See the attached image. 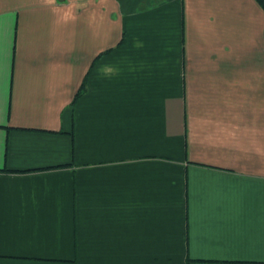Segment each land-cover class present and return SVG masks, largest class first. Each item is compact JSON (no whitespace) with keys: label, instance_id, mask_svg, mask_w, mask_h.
Segmentation results:
<instances>
[{"label":"crops","instance_id":"1","mask_svg":"<svg viewBox=\"0 0 264 264\" xmlns=\"http://www.w3.org/2000/svg\"><path fill=\"white\" fill-rule=\"evenodd\" d=\"M0 264H264L254 0H0Z\"/></svg>","mask_w":264,"mask_h":264},{"label":"trees","instance_id":"2","mask_svg":"<svg viewBox=\"0 0 264 264\" xmlns=\"http://www.w3.org/2000/svg\"><path fill=\"white\" fill-rule=\"evenodd\" d=\"M256 3H257V5L262 9V11L264 12V0H254ZM107 51H109V50H105L102 54H105V53H107ZM79 94V90H78V92L76 93V96Z\"/></svg>","mask_w":264,"mask_h":264}]
</instances>
